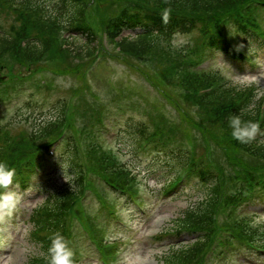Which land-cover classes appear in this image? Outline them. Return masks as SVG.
Masks as SVG:
<instances>
[{"label": "trees", "instance_id": "obj_1", "mask_svg": "<svg viewBox=\"0 0 264 264\" xmlns=\"http://www.w3.org/2000/svg\"><path fill=\"white\" fill-rule=\"evenodd\" d=\"M1 1L0 14L4 12L11 20L12 26L9 28V26L2 25L3 18L0 17V59L9 53L11 60L17 65H24L26 62L34 64L44 57L53 59L64 55L69 48L57 41L56 34L59 26L67 27L71 32L87 37L83 50L76 54L88 56L94 53L98 31L105 30L115 35L123 28H139L140 31L134 36H123L119 40L111 39L112 44L118 47L120 55L142 58L147 54L157 53L160 58L157 69L159 73H162V79L165 82L170 81L178 90H186H180L181 98L188 105H195L204 115L200 120H192L190 124L196 126L201 123L208 131L200 133V140L195 136L199 151L195 148L191 154H188L183 147V150L179 148L176 154L172 155L171 147H169L165 156L166 166L170 169L168 170L171 177L177 175L181 167H190L192 173L198 178V186L205 189V192L195 204L181 211L172 227L158 234L161 238L180 237L183 232L196 233L195 240L179 248L174 246L180 241L172 245L168 244L172 247H169L164 258L157 264H184L185 261H193L224 226L217 225L215 222V213L218 208L231 207L236 202L240 203L247 199L251 189L258 186L264 187V143L259 142L264 138H257V141L250 144H242L232 137L228 126L229 116L239 114L241 109L253 103L255 92L253 86L240 87L238 90L239 85L235 86L221 81L215 70L198 74L185 69L175 77L174 72L180 60L173 59L169 63L166 62V59L173 55L174 48L170 44H163L161 38L172 33L174 26H178L177 29L202 35L207 41V47L228 59L242 61L239 54L230 47L225 36L217 32L216 23L222 20L241 29L248 37L247 41L250 46L257 51V46L253 44L254 40L264 41V38L257 35V27H251L256 26V10L263 7L261 12L264 11V0H123L124 2L114 12H101L98 19L93 17V22L87 20L85 13L87 7L91 9L92 0H66L68 10L65 9L66 18L63 20L60 15L50 13L40 16L38 9L32 7L31 4L18 7L12 3V0ZM245 7L246 10H243ZM28 10L30 14L26 13ZM240 11H244V14ZM122 15L126 16L124 21H121ZM165 16H167V22H165ZM18 19L23 20H19V23L15 22ZM26 32H32L34 39L29 41L25 47L15 50L19 37ZM122 59L126 61L129 58L122 56ZM144 77L151 81L164 97L170 99L178 110L183 111L182 117L186 119L190 117L189 112L171 95L172 92L154 81L149 69L146 70ZM204 86H213V88L197 96L194 90ZM258 102H255V116L258 111ZM60 107H63V104H59L57 109ZM99 111L100 108L88 106L86 119L99 121ZM148 116L154 126L151 127L138 121L129 126V130L134 135V131L139 132L136 138L134 137L135 142L141 136L160 138L162 135L168 136V133L181 126L191 127V125L184 126L181 122L167 124L159 114L157 115L159 120L156 123L151 114ZM255 116L245 115L243 119L255 120ZM61 123L62 115H56L31 132L23 134L19 139H15L7 132H0V161H6L10 167L15 168L16 177L22 186L26 185L25 177L33 170L30 159L37 150L38 142L45 139V135L48 137L59 133ZM22 140L26 143L20 148L16 147L14 142ZM84 144L86 153L90 157L88 168L83 166L76 138L71 134L66 139L67 152L64 159L69 167L68 175L72 177L70 186L58 188L53 185L50 187L47 180L39 185L46 188V194L40 203L29 212L27 228V236L36 246L37 252L29 254L23 264H46L44 257L51 244L50 238L55 233L62 234L70 241L68 228L70 220L67 218V210L71 207L72 201L82 192L88 172L99 173L103 182L121 189V192H127V201H130L132 190L129 189V184L133 181L127 177L128 167L118 162L111 153L97 152L101 147L98 143L84 141ZM250 148L257 150L256 156L246 154ZM22 164L24 169L20 172L19 167ZM171 168L177 171L171 172ZM252 219L253 217L247 214L234 217L228 224L229 227H226L230 234L225 236L220 243H230L234 238L254 239L255 231H257L255 229L259 226L252 225ZM92 225L95 228L94 233L98 238H102L101 232L93 222ZM258 241L264 246V238ZM72 248L75 251V262H77L79 260L78 251Z\"/></svg>", "mask_w": 264, "mask_h": 264}, {"label": "rangeland", "instance_id": "obj_2", "mask_svg": "<svg viewBox=\"0 0 264 264\" xmlns=\"http://www.w3.org/2000/svg\"><path fill=\"white\" fill-rule=\"evenodd\" d=\"M1 2H4V0ZM123 2V0H94L91 3V9L89 7L86 8L87 20L93 22V17L98 19L101 12H114ZM12 3L18 7L31 4L32 7L38 9L40 16L43 12H46L51 15H60L62 20L66 18L65 9L68 10V3L61 0H12ZM36 4H40L41 7H37ZM26 13L30 14V11L28 10ZM0 17L3 18L2 25L4 24L11 28V20L7 18L8 16L4 12L0 14ZM19 20L21 19L15 22L19 23ZM59 29L57 30L58 32ZM68 36H71V34ZM73 36L76 37L72 35L68 40L70 42L68 45L70 50L66 51L64 55L53 59L40 60L37 64L33 65L25 63L21 66H15L12 70V80L9 75L11 72H8L9 80H7V76H4V82L2 79L0 80V89L5 88L16 81L15 76L19 71L24 72L23 76H20V82L22 83H16H19L17 86H22V89L18 91V96L14 95L6 98L8 101L0 114V132H7L8 134H12L15 139H19L23 134L31 132L56 115H62L65 118V125L68 126L69 131H72L73 124L77 127L80 124L81 119L77 117V114L80 113V109H83L81 105L85 101L90 102L95 100L98 105L106 104L108 109L114 110V113L117 115L113 119L114 121L119 119L118 131L121 133L114 135L107 131L105 143L111 146H105V148L115 152L116 157L121 162L128 164V168L134 167L139 169L135 177L137 183L131 185V189L132 186L142 189L145 192L147 191L151 197L146 204H142L143 210L136 208L127 201V210L121 212L123 215L126 212L128 223L114 226L112 224L114 216L108 208L112 210L116 209L117 200L114 195L116 192L111 191L104 183L98 185L94 183L92 184V193L81 204L77 205L78 211L76 213L86 227L88 225L85 220L88 221L91 227L89 231L92 229L89 221V216H91V220L95 221L100 231L103 228L102 234L108 240H116V249L119 251L117 258L112 259L113 264H157L164 258L169 247H172L166 245L169 243L167 240L172 237L162 241L158 240L156 236H158L160 231L172 227L181 211H184L190 205L195 204L196 200L202 198L205 189L197 187L193 185L194 182H191L189 187L177 196L160 198L159 188L168 182L169 177H171L170 169L166 166V157L155 158V155L148 151V147L144 153L136 152V149H134V137L136 138L137 135L128 130L127 126L124 127V123L126 121L133 122L138 120L145 122L147 121L145 113L152 116L158 113L164 116L166 122H169L168 124L181 122L184 126L191 125L190 128H176L168 133L171 136L175 134L176 136L174 137L180 138L181 129L184 132L182 139L167 138L171 142L169 146L171 147L170 153L172 155L176 154L177 147L182 148L180 145H190L191 148L188 149L190 152H193L195 148H198L199 151L195 136L200 140V133L208 130L203 128L201 123L196 126L190 124L192 120L198 119L195 110L190 111L191 115L195 118L190 113L188 119L182 117L174 103L159 93L154 85L144 78L146 69L141 65L147 63L145 60H137L130 57L126 61H122L117 57V50L112 44L99 41L96 38L95 53L102 51L104 57L100 62L90 67L91 57L88 58L87 55L76 54V52L83 50L84 36H79L78 38H73ZM233 39L236 43L241 41L238 35L233 37ZM199 40L200 36L197 32H179L166 36L164 42H169L171 47L185 46L188 50H192L193 47L198 45ZM72 46L74 49H72ZM258 54L264 68V48H258ZM9 57L6 56L4 60L9 59ZM216 60V64L221 70L224 79L230 81L229 84L236 86L245 78L249 80L255 78L264 85V72H248L245 70L246 67L236 71L233 66H230L220 56ZM252 86L256 90V85L253 84ZM11 93L13 94L14 91L12 87H9L8 95ZM81 95L84 96L83 100L79 97ZM175 95L177 96V94ZM6 96L7 94H4V97ZM111 97L115 98L109 101ZM115 101L123 104V108L119 109ZM59 104H64V106L57 109ZM65 105L68 107H65ZM186 108L189 112V107ZM107 118L108 115L106 114L105 120ZM87 129L90 130L88 133L89 137L94 136L96 140V134L100 136V134L93 130L92 126L87 127ZM14 143L16 147L20 148L26 141H15ZM62 145L63 142L57 149L58 157L54 158V170L47 179V184L50 187L54 185L58 188H63L72 182L71 175H68L69 167L65 161L62 164L65 166V177L68 182L63 177L61 163L59 162L64 153ZM83 158L85 164L86 159L85 157ZM175 171L177 170L171 168V172ZM196 179L194 178V181ZM40 184L37 186L28 184L24 189H20L18 193L21 195V202L17 208L18 213L15 215L16 218L11 217L5 223L0 224V264H23L29 254L37 252L36 246L27 236L29 225L27 217L31 209L40 203L46 194V188L40 187ZM95 187H97V192H94ZM99 197L105 202L107 207L101 205ZM73 210L76 211V208H73ZM228 211V208L218 209L216 214L217 222L222 221L226 223L231 220L233 214H236L235 212L230 214ZM84 214L85 217H83ZM255 222L261 224L259 231L261 234H264V213L260 217L256 216ZM71 224H74V227L70 228L72 235L70 238L71 246L79 249L81 254L85 255L82 257V260L89 262L88 264H102L99 261V255H95L92 250L85 247V241L89 237L86 234L87 238L84 236L80 230L78 221V225L74 220L71 221ZM225 230L223 228L220 231L217 240L222 239L226 235ZM193 234L183 232L179 237L180 242L178 241L179 243L175 244L174 247L179 248L181 245L185 247V244H191L195 240ZM210 243L209 245L212 244ZM209 245L208 247L210 248ZM223 248L224 246H222V250ZM218 249L219 244H217L214 251L216 252ZM226 254L224 258H222V254L212 255L208 258L207 264H243L234 258L232 259L230 254ZM166 256L168 257V255ZM201 264H203L202 261Z\"/></svg>", "mask_w": 264, "mask_h": 264}, {"label": "clouds", "instance_id": "obj_3", "mask_svg": "<svg viewBox=\"0 0 264 264\" xmlns=\"http://www.w3.org/2000/svg\"><path fill=\"white\" fill-rule=\"evenodd\" d=\"M165 22H167V16H165ZM253 84L256 85L253 103L241 109L239 114H233L228 118V126L231 129L232 137L242 144L253 143L257 141L258 137L264 138V131L261 130L260 122L243 119L245 115L255 116V102L264 98V85L255 78L251 80L245 78L240 82L238 90L240 87H251ZM259 142L264 143V139ZM61 168L63 177L67 181L65 166L61 164ZM15 177V168L10 167L6 161H0V224L5 223L14 215L21 202L20 193L13 187ZM50 239L51 244L44 257L46 264H76L75 251L67 238L60 233H55Z\"/></svg>", "mask_w": 264, "mask_h": 264}]
</instances>
